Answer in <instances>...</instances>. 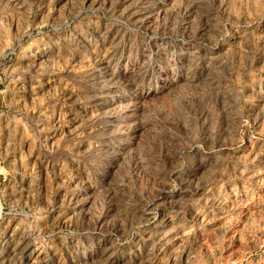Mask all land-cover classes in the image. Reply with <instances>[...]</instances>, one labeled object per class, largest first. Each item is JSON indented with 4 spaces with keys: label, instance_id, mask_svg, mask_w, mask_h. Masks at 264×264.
I'll list each match as a JSON object with an SVG mask.
<instances>
[{
    "label": "rangeland",
    "instance_id": "rangeland-1",
    "mask_svg": "<svg viewBox=\"0 0 264 264\" xmlns=\"http://www.w3.org/2000/svg\"><path fill=\"white\" fill-rule=\"evenodd\" d=\"M0 264H264V0H0Z\"/></svg>",
    "mask_w": 264,
    "mask_h": 264
},
{
    "label": "bare ground",
    "instance_id": "bare-ground-1",
    "mask_svg": "<svg viewBox=\"0 0 264 264\" xmlns=\"http://www.w3.org/2000/svg\"><path fill=\"white\" fill-rule=\"evenodd\" d=\"M25 248V247H24ZM19 249V248H18ZM22 252V251H21Z\"/></svg>",
    "mask_w": 264,
    "mask_h": 264
}]
</instances>
